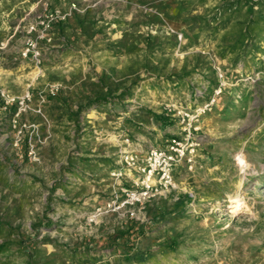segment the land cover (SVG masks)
<instances>
[{
  "label": "rangeland",
  "instance_id": "1",
  "mask_svg": "<svg viewBox=\"0 0 264 264\" xmlns=\"http://www.w3.org/2000/svg\"><path fill=\"white\" fill-rule=\"evenodd\" d=\"M45 1L66 11L72 0H0V42ZM233 1L82 2L41 43L40 68L19 57L20 33L0 49V87L30 95L22 110L17 103L0 115V243L22 244L0 264H74L72 253L91 264H264V54L263 66L220 56ZM218 68L226 85L202 119L195 169L180 166L175 189L123 205L137 177L123 155L142 157L180 135L179 111L208 99ZM130 87L132 96L77 115L88 100ZM241 153L250 168L236 163ZM237 195L246 206L235 213ZM126 250L148 259L128 262Z\"/></svg>",
  "mask_w": 264,
  "mask_h": 264
},
{
  "label": "built area",
  "instance_id": "2",
  "mask_svg": "<svg viewBox=\"0 0 264 264\" xmlns=\"http://www.w3.org/2000/svg\"><path fill=\"white\" fill-rule=\"evenodd\" d=\"M115 1L122 0H72L66 11L53 10L49 7V1H45L40 13L35 14L33 10L26 12L24 19L15 27L10 38H14L18 33L22 34L23 46L19 51V57L31 60L36 67L40 68L43 63L41 43L51 41V30L55 23L69 19L76 11L80 12L82 2L89 3L88 7H91ZM11 39L0 42V49L7 48ZM217 71L220 84L208 99L196 104L192 110L179 111L178 114L183 123L180 135L170 138L164 146H152L142 157L134 152L123 155L121 163L137 171L132 189H123L127 197L123 205H139L153 196L168 193L176 188L175 174L180 166H185L190 171L195 169L200 157L201 137L197 133L202 129V119L215 108L226 85L222 70L218 68ZM57 90L58 86H52V93ZM28 99H30L29 94L16 97L4 87H0V115L17 103L21 105L20 110H22ZM170 110H172L171 107ZM112 174L120 178L124 172L121 168H117ZM101 211L102 209H99V212ZM130 215L138 218L135 209L130 210Z\"/></svg>",
  "mask_w": 264,
  "mask_h": 264
},
{
  "label": "trees",
  "instance_id": "3",
  "mask_svg": "<svg viewBox=\"0 0 264 264\" xmlns=\"http://www.w3.org/2000/svg\"><path fill=\"white\" fill-rule=\"evenodd\" d=\"M231 11V15L228 19H225L222 23V28L227 30V33L223 37V41L229 45L223 47L220 52V56L226 58L229 55H235V60L246 61L248 58L255 61L257 64L262 65V59L258 57V54H264V0H240L233 1L227 6ZM257 8V9H256ZM264 65V64H263ZM262 65V66H263ZM172 83L183 84L185 83V77L179 74H170L165 77ZM132 88H125L119 93L118 96H112V93H106L99 95L93 99L88 100L85 104L79 106L77 115L79 116L83 111H87L96 108L101 105H108L115 101H121L127 96H132ZM150 114L158 121L164 120L163 115H157L150 112ZM165 122H163L164 124ZM189 195L180 197L179 202L181 206L184 205L186 200H189ZM3 224L0 223V236L3 235ZM9 238V241L0 243V255H4L12 250L14 245L22 246L20 242L14 241ZM121 248L114 251L121 252ZM74 258L72 259L74 264H91V257L88 254H84L80 257L72 253ZM125 258L128 262H132L135 259L139 262H144L148 259L147 251H135L126 250ZM8 258H11L10 256ZM6 261H10L6 258Z\"/></svg>",
  "mask_w": 264,
  "mask_h": 264
},
{
  "label": "bare ground",
  "instance_id": "4",
  "mask_svg": "<svg viewBox=\"0 0 264 264\" xmlns=\"http://www.w3.org/2000/svg\"><path fill=\"white\" fill-rule=\"evenodd\" d=\"M239 155L242 156V158L245 160V165L243 166V168H250L251 165H250V163L246 160V156H245V154H244V153H241V154H239ZM231 202L233 203V205L230 206V207H232V208H231V209H232L231 211H232V212H235V213L241 211V210L243 209L242 207L246 206V202L243 200V198L239 197V195H237V196H232V200H231Z\"/></svg>",
  "mask_w": 264,
  "mask_h": 264
},
{
  "label": "clouds",
  "instance_id": "5",
  "mask_svg": "<svg viewBox=\"0 0 264 264\" xmlns=\"http://www.w3.org/2000/svg\"><path fill=\"white\" fill-rule=\"evenodd\" d=\"M235 159H236V163H237L238 165H240L241 168L243 169V166L245 165V160L242 158V156L237 155V156L235 157Z\"/></svg>",
  "mask_w": 264,
  "mask_h": 264
},
{
  "label": "crops",
  "instance_id": "6",
  "mask_svg": "<svg viewBox=\"0 0 264 264\" xmlns=\"http://www.w3.org/2000/svg\"><path fill=\"white\" fill-rule=\"evenodd\" d=\"M64 5V4H63ZM17 6V5H16ZM28 8H30V7H28ZM27 8V9H28ZM27 9H24L25 11L27 10ZM30 10H34V7H31L30 8ZM12 35H10V37H11ZM21 44L23 45V40H21ZM8 47V46H7ZM6 49V48H5ZM5 49H2V50H5ZM26 61V60H25ZM27 62V61H26ZM169 140V139H168ZM168 140H167V142H168Z\"/></svg>",
  "mask_w": 264,
  "mask_h": 264
}]
</instances>
